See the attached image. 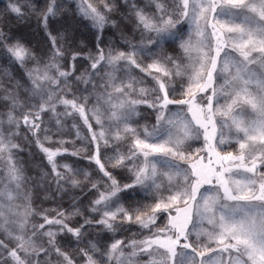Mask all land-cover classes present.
Returning <instances> with one entry per match:
<instances>
[{"label":"snow or ice","instance_id":"6c2138e0","mask_svg":"<svg viewBox=\"0 0 264 264\" xmlns=\"http://www.w3.org/2000/svg\"><path fill=\"white\" fill-rule=\"evenodd\" d=\"M0 264H264V0H0Z\"/></svg>","mask_w":264,"mask_h":264}]
</instances>
